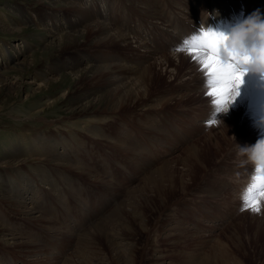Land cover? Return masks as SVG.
<instances>
[{"label":"rangeland","instance_id":"374dc122","mask_svg":"<svg viewBox=\"0 0 264 264\" xmlns=\"http://www.w3.org/2000/svg\"><path fill=\"white\" fill-rule=\"evenodd\" d=\"M66 2L0 0V264H264L238 155L264 134V81L209 126L205 77L174 51L264 0Z\"/></svg>","mask_w":264,"mask_h":264},{"label":"clouds","instance_id":"9594fccd","mask_svg":"<svg viewBox=\"0 0 264 264\" xmlns=\"http://www.w3.org/2000/svg\"><path fill=\"white\" fill-rule=\"evenodd\" d=\"M241 15L243 17V14ZM210 16L211 14L208 13V19ZM192 36L198 39L207 36L216 38V55L223 65L234 66L238 72L244 74V80L250 75L264 81V14L259 9L243 17L231 33L219 32L202 19L201 27L189 39ZM234 102L219 109L212 105L210 119L215 117V125L225 126L219 116H226ZM258 127L264 133V121ZM238 149V155L244 158L241 165L252 166L249 184L264 178V134L258 138L255 145L244 147L238 145Z\"/></svg>","mask_w":264,"mask_h":264},{"label":"snow or ice","instance_id":"6c2138e0","mask_svg":"<svg viewBox=\"0 0 264 264\" xmlns=\"http://www.w3.org/2000/svg\"><path fill=\"white\" fill-rule=\"evenodd\" d=\"M217 40L212 36L198 39L192 36L185 38L174 51L187 55L193 63L199 66L201 74L205 77L206 97L210 98L211 105L218 109L228 104L227 97L232 95L229 91L234 85L235 95L244 84V74L232 65H223L216 55ZM235 82V84H234ZM209 126L215 123V117L207 122ZM241 211H251L260 214L264 208V178L249 184L241 194Z\"/></svg>","mask_w":264,"mask_h":264},{"label":"bare ground","instance_id":"6f19581e","mask_svg":"<svg viewBox=\"0 0 264 264\" xmlns=\"http://www.w3.org/2000/svg\"><path fill=\"white\" fill-rule=\"evenodd\" d=\"M63 2H65L66 4L67 3H70V2H66V0H61ZM89 22V21H88ZM90 27L92 30H96V32H99V33H102L104 34V36H106L107 38L109 39H120L121 41H124V42H127V45L130 43L129 42V37L126 35V34H123L122 32L118 31V30H113L110 26H107V24L103 23V22H99V21H94L90 24ZM77 31H75V34H70V32H63L65 34H68V36H64L63 38H68L70 40L71 36L73 35H81L83 33V29H84V26H80L79 28H76ZM134 34H136V32L134 31ZM54 38V37H53ZM133 43H136V45H138V47H142L141 49H143V51L141 50V53L142 55H144L146 58H150L152 55L149 53V51L147 50V45L145 43H142L140 41L139 42H134L132 41L131 44ZM177 56V55H176ZM180 57V56H179ZM127 70H130V67L126 69ZM189 79V78H188ZM245 81L246 82V89L249 88V85L252 84L253 80L256 79V77H253V76H246L245 77ZM245 87H240L239 89V93L241 90H243ZM233 91L235 92V87L233 86ZM93 228V227H92Z\"/></svg>","mask_w":264,"mask_h":264}]
</instances>
